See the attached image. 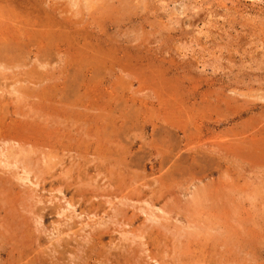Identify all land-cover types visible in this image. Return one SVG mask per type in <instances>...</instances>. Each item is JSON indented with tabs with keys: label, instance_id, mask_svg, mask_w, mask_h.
Wrapping results in <instances>:
<instances>
[{
	"label": "rangeland",
	"instance_id": "rangeland-1",
	"mask_svg": "<svg viewBox=\"0 0 264 264\" xmlns=\"http://www.w3.org/2000/svg\"><path fill=\"white\" fill-rule=\"evenodd\" d=\"M25 1L0 0V264H264V0Z\"/></svg>",
	"mask_w": 264,
	"mask_h": 264
},
{
	"label": "bare ground",
	"instance_id": "bare-ground-1",
	"mask_svg": "<svg viewBox=\"0 0 264 264\" xmlns=\"http://www.w3.org/2000/svg\"><path fill=\"white\" fill-rule=\"evenodd\" d=\"M5 1H6V0H5ZM26 1H27V0H26ZM26 1H25V2H26ZM2 2H3V0H2ZM10 2H11V1H10ZM21 2H22V1H21ZM28 2H29V1H28ZM36 2L39 4V1H36ZM29 3H30V2H29ZM37 3H36V5H37ZM41 3H42V2H41ZM14 4H15V3H14ZM21 4H22V3H21ZM23 5H24V4H23ZM31 5H32V4H31ZM33 6H34V8H35V3H34ZM3 7H4V5H3ZM25 7H26V6H25ZM30 7H31V6H30ZM39 7H40V6H39ZM41 7H42V6H41ZM12 8H13V7H12ZM12 8H11V9H12ZM50 8H51V7H49V9H50ZM35 9H36V8H35ZM37 9H39V8H37ZM37 9H36V10H37ZM31 10H32V8H31ZM36 10H35V11H36ZM44 10H45V9H44ZM50 10H51V9H50ZM33 11H34V9H33ZM33 11H32V12H33ZM41 11H42V10H41ZM11 12H12V11H11ZM21 12H22V11H21ZM21 12H20V14H21ZM5 13H6V12H5ZM24 13H25V12H24ZM36 13H37V11H36ZM29 14H30V13H29ZM34 14H35V13H34ZM42 14H43V13H40L39 16H41ZM56 14L58 15V13H56ZM21 15H22V14H21ZM51 15H52V14H51ZM39 16L37 15V17H39ZM53 16H55V15H53ZM22 17H24V16H22ZM46 17H47V16H46ZM46 17H45V18H46ZM56 17H57V16H56ZM25 18H26V17H25ZM31 18H32V17H31ZM39 18H40V17H39ZM48 18H49V17H48ZM52 18H53V17H52ZM0 19H1V18H0ZM23 19H24V18H23ZM33 19H34V18H33ZM35 19H36V18H35ZM46 19H47V18H46ZM53 19H54V18H53ZM9 20H10V19H9ZM27 20H28V19H27ZM38 20H39V19H37V21H38ZM42 20H43V19H42ZM55 20H56V19H55ZM23 21H24V20H23ZM58 21H59V20H58ZM65 21H66V20H65ZM9 22H10V21H9ZM41 22H42V24H43V22H44V25H45V23H46L47 21H46V20H45V21L43 20V21H41ZM41 22H37V23L39 24V23H41ZM54 22H55V21H54ZM60 22H62V21H60ZM56 23H57V22H56ZM56 23H55V25H56ZM7 24H8V23H7ZM24 24H25V23H24ZM49 24H51V23H49ZM49 24H47V25H49ZM73 24L75 25V23H73ZM25 25H26V24H25ZM44 25H42V26H44ZM47 25H46V26H47ZM61 25H62V23H61ZM0 26H2V25H0ZM63 26L65 27V24H64ZM35 27H36V25H35ZM51 27H52V24H51ZM57 27H58V26H57ZM66 27H67V26H66ZM74 27H75V26H74ZM59 28H60V27H59ZM59 28H58V30L60 31ZM67 28H68V27H67ZM41 29L43 30V27H42ZM51 29H52V28H51ZM56 29H57V28H56ZM63 29H64V28H63ZM75 29H76V28H75ZM49 30H50V29H49ZM72 30H73V29H72ZM6 31H7V30H6ZM34 32H35V31H34ZM36 32H37V31H36ZM52 32H53V31H52ZM57 32H58V31H57ZM74 32H75V31H74ZM6 33H7V32H6ZM37 33H38V32H37ZM81 33H82V32H81ZM35 34H36V33H35ZM60 34H61V32H60ZM75 34H76V32H75ZM83 34H84V33H82V35H83ZM33 35H34V34H33ZM57 35H58V34H57ZM76 35H78V34H76ZM61 36H62V35H61ZM61 36H60V37H61ZM64 36H65V35H64ZM35 38H36V37H35ZM35 38H34V39H35ZM70 38H72V37L70 36ZM63 39H65V38H63ZM49 40H50V39H49ZM65 40H66V39H65ZM2 41H3V40H2ZM14 41H15V40H14ZM77 41H78V40H77ZM51 42H54V41H51ZM66 42H67V41H66ZM69 42H70V41H69ZM71 42H72V40H71ZM20 44H21V43H20ZM10 54H11V53H10ZM7 55H8V54H7ZM10 63H11V62H10ZM10 63H9V64H10ZM24 63H25V62H24ZM16 64H17V63H16ZM13 65H15V63H14ZM44 65H45V64H44ZM1 67H2V66H1ZM5 67H7V65H5ZM9 67H10V66H9ZM12 67H13V66H12ZM16 68H17V66H16ZM8 69H9V68H8ZM9 70H10V69H9ZM4 71H5V70H4ZM10 71H11V70H10ZM12 71H13V69H12ZM0 72H1V71H0ZM1 73H2V72H1ZM12 73H13V72H12ZM3 74H4V73H3ZM5 75H6V74H5ZM11 75H12V74H11ZM29 80H30V79H29ZM1 81H2V80H1ZM2 93H3V92H2ZM25 99H26V98H25ZM18 100H19V99H18ZM22 100H23V99H22ZM168 121H169V120H168ZM170 122H171V121H170ZM179 124H180V123H179ZM3 135H5V134H3ZM13 135H15V134H13ZM5 138H6V137H5ZM12 138H13V137H12ZM12 141H13V140H12ZM17 143H18V142H17ZM19 143H20V142H19ZM21 144H22V143H21ZM28 144H29V143H28ZM28 144H27V145H28ZM32 144H33V143H32ZM4 145H5V144H4ZM31 151H32V150H31ZM3 153H4V152H3ZM9 153H10V152H9ZM11 155H12V152H11ZM27 155L30 156V153L28 152ZM27 155H26V156H27ZM29 156H28V157H29ZM9 157H10V156H9ZM18 159H19V158H18ZM25 159H26V158H25ZM2 161H3V160H2ZM27 161H28V160H27ZM30 161H31V159H30ZM31 163H32V162H31ZM50 163H51V162H50ZM16 164H17V163H16ZM32 165H33V164H32ZM49 165H50V164H49ZM48 167H49V166H48ZM38 168H39V167H38ZM45 169H46V168H45ZM12 170H13V169H12ZM42 170H43V169H42ZM42 172H43V171H42ZM116 172H117V171H116ZM28 174H29V173H28ZM20 177H21V176H20ZM34 177H35V176H34ZM23 178H24V177H23ZM117 178H118V177H117ZM28 180H29V179H28ZM36 182H37V181H36ZM20 184H21V183H20ZM35 184H37V183H35ZM31 185H32V184H31ZM79 185H80V184H79ZM34 186H35V185H34ZM36 187H37V185H36ZM69 188H70V187H69ZM69 188H68V189H69ZM61 191H62V190H61ZM19 196H20V195H19ZM56 200H57V199H56ZM71 200H72V199H71ZM71 200H70V201H71ZM124 200H125V199H124ZM143 201H144V200H143ZM110 202H112V201H110ZM71 203H72V202H71ZM144 203H145V202H144ZM72 204H73V203H72ZM66 205H68V203H67ZM92 205H93V204H92ZM145 205H146V204H145ZM61 206H62V205H61ZM153 206H154V205H153ZM66 207H67V206H66ZM74 207H75V206H74ZM116 207H117V206H116ZM50 208H51V207H50ZM59 208H60V207H59ZM68 208H69V207H68ZM62 209H63V208H62ZM74 209H75V208H74ZM14 210H15V209H14ZM159 210H160V209H159ZM57 211H58V210H57ZM157 211H158V210H157ZM62 212H65V211H62ZM62 212H61V213H62ZM66 212H67V210H66ZM66 212H65V213H66ZM68 212H69V211H68ZM71 212H72V211H70V213H71ZM87 212H88V211H87ZM95 212H96V211H95ZM65 213H64V214H65ZM64 214H63V215H64ZM73 214H75V213H73ZM85 214H86V213H85ZM38 215H39V214H38ZM57 215H58V214H57ZM63 215H62V216H63ZM66 215H67V214H66ZM69 215H70V214H69ZM69 215H68V216H69ZM75 215H76V214H75ZM33 216H34V215H33ZM43 216H44V215H43ZM43 216H41V217H43ZM73 216H74V215H73ZM39 217H40V216H39ZM73 218H74V217H73ZM60 219H61V218H60ZM69 219H70V218H69ZM67 220H68V219H67ZM2 221H3V220H2ZM38 221H39V220H38ZM68 221H70V220H68ZM96 221H97V220H96ZM150 221H151V220H150ZM159 221H160V220H159ZM66 223H67V222H66ZM180 223H181V222H180ZM184 223H185V222H184ZM64 224H65V223H64ZM162 224H163V223H162ZM95 225H96V224H95ZM156 225H157V224H156ZM188 225H189V224H188ZM155 227H156V226H155ZM64 229H65V228H64ZM69 230H70V228H69ZM69 230H68V231H69ZM175 230H176V229H175ZM218 230H219V229H218ZM95 231H96V230H95ZM24 233H25V232H24ZM177 233H178V232H177ZM177 233H176V234H177ZM92 234H93V233H92ZM96 234H99V233H96ZM176 234H175V235H176ZM66 235H67V234H66ZM94 235H95V233H94ZM94 235H93V236H94ZM131 235H132V234H131ZM165 235H166V234H165ZM53 236H54V235H53ZM96 236H97V235H96ZM100 236H101V235H100ZM98 237H99V236H98ZM137 237H138V236H137ZM183 237H184V236H183ZM221 237H222V236H221ZM224 237H225V236H224ZM14 238H15V237H14ZM77 238H78V237H77ZM212 238H213V237H212ZM95 239H96V238H95ZM219 240H220V239H219ZM224 240H225V239H224ZM99 242H100V241H99ZM164 243H165V242H164ZM181 244H182V243H181ZM80 249H81V248H80ZM80 249H79V250H80ZM183 250H184V249H183ZM130 261H131V260H130ZM97 264H98V263H97ZM161 264H162V263H161ZM185 264H186V263H185ZM213 264H214V263H213Z\"/></svg>",
	"mask_w": 264,
	"mask_h": 264
}]
</instances>
